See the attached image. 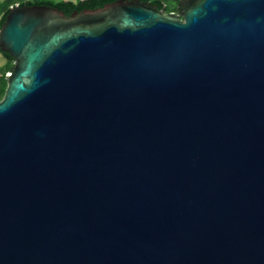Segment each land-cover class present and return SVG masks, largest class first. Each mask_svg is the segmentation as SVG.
Here are the masks:
<instances>
[{"label":"water","instance_id":"water-1","mask_svg":"<svg viewBox=\"0 0 264 264\" xmlns=\"http://www.w3.org/2000/svg\"><path fill=\"white\" fill-rule=\"evenodd\" d=\"M0 264H264V0L13 6Z\"/></svg>","mask_w":264,"mask_h":264},{"label":"trees","instance_id":"trees-1","mask_svg":"<svg viewBox=\"0 0 264 264\" xmlns=\"http://www.w3.org/2000/svg\"><path fill=\"white\" fill-rule=\"evenodd\" d=\"M115 1L117 0H77L76 2L71 0H62L59 2H55L53 0H2V1L0 0V14L2 13V17L0 19V28L2 24L5 22L6 16L10 12L11 8L13 6H16L17 4H19L20 6L35 5V4L52 5L63 10L67 15H71L75 11H82L84 9H98L105 6L106 4L113 3ZM139 1L157 6L159 10H164L166 13H171V12L179 13V4L182 0H139ZM6 55L13 60V58L10 55L8 54ZM7 70L9 71L10 69L7 68ZM5 76L6 73L2 75L3 81H2V85H0V97L2 96V92L4 93L5 87L7 85Z\"/></svg>","mask_w":264,"mask_h":264},{"label":"flooded vegetation","instance_id":"flooded-vegetation-1","mask_svg":"<svg viewBox=\"0 0 264 264\" xmlns=\"http://www.w3.org/2000/svg\"><path fill=\"white\" fill-rule=\"evenodd\" d=\"M14 63H15L14 59H13V60L10 59V58L6 55V53L0 51V71H1V72L4 71V70H6L7 68L10 69V70H12L13 67H14ZM10 70H9V71H10ZM2 81H3V77H2V75H1V76H0V85H2ZM6 86H7V85H6ZM5 89H6V87H5ZM4 93H5V90H4ZM4 93H3V95L0 97V101L3 99Z\"/></svg>","mask_w":264,"mask_h":264},{"label":"rangeland","instance_id":"rangeland-1","mask_svg":"<svg viewBox=\"0 0 264 264\" xmlns=\"http://www.w3.org/2000/svg\"><path fill=\"white\" fill-rule=\"evenodd\" d=\"M2 1V0H1ZM53 1H55V2H59V1H62V0H53ZM71 1H74V2H76L77 0H71ZM173 13H176V14H179L178 12H173ZM1 17H2V13L0 14V19H1ZM8 72V70L6 69V70H4V71H0V76L1 75H4V73H7ZM4 86H5V84H4ZM7 87V86H6ZM2 90V89H1ZM6 90V89H5ZM2 92V91H1ZM2 95H3V92H2Z\"/></svg>","mask_w":264,"mask_h":264}]
</instances>
